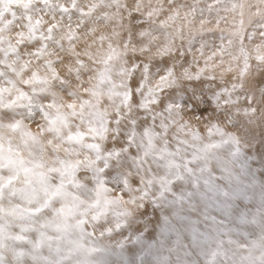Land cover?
I'll use <instances>...</instances> for the list:
<instances>
[{
  "label": "rangeland",
  "instance_id": "374dc122",
  "mask_svg": "<svg viewBox=\"0 0 264 264\" xmlns=\"http://www.w3.org/2000/svg\"><path fill=\"white\" fill-rule=\"evenodd\" d=\"M261 7L0 0V264H264Z\"/></svg>",
  "mask_w": 264,
  "mask_h": 264
},
{
  "label": "bare ground",
  "instance_id": "6f19581e",
  "mask_svg": "<svg viewBox=\"0 0 264 264\" xmlns=\"http://www.w3.org/2000/svg\"><path fill=\"white\" fill-rule=\"evenodd\" d=\"M94 36H95V34H94ZM89 40L93 44V47L90 44V51L91 52L92 51L94 52V48H95L94 47V41H93L92 38H90ZM94 87L95 88H98V83L97 82L94 83ZM101 91L105 92L104 89L101 90ZM113 93L114 94L117 93L115 89H113ZM105 95H107V94L106 93L100 94V89H99L98 94H95V99L91 103V107H90V109L87 112H89L90 114L93 115V113H92V106H95L96 108L100 109V106L97 105V104L99 103L101 96L103 97ZM85 111H86L85 109H82V112H85ZM62 116H64V115H62ZM65 117H67V114L65 115ZM68 117H69L70 120L75 121L74 115H69ZM138 143L141 145V150L146 154V157L153 158V161H155V162H159V161H161L163 159L164 152L162 150L166 151V149H165V147H160L159 139H158L157 142H155V141L151 140L148 137V135H146L144 132H142L138 136ZM213 156L214 155L212 154V158L214 159ZM205 182H207L209 184H215V182L213 180H211V179H208ZM192 193L194 194V191H192ZM178 195L180 196V198L182 199V201H184L186 199L188 201H190V193H185L184 191H180L178 193ZM215 204L220 208L221 211L226 212L227 215L230 216V218L234 219L235 222H237L239 220H244L243 219V216H247L249 218H252L250 215H246V214H244V213H242L240 211H234L233 209H231V207L227 204V202L225 201V199L223 197H221V198H218V197L215 198ZM172 207L174 209H177V207L175 205H173ZM186 228L195 231V230H197V225L196 224L186 225ZM45 249L47 250L48 253L52 252L51 249H48V248H45Z\"/></svg>",
  "mask_w": 264,
  "mask_h": 264
},
{
  "label": "clouds",
  "instance_id": "9594fccd",
  "mask_svg": "<svg viewBox=\"0 0 264 264\" xmlns=\"http://www.w3.org/2000/svg\"><path fill=\"white\" fill-rule=\"evenodd\" d=\"M259 3L261 5H264V0H259ZM253 16L259 15L262 19H264V7L257 8L255 12L251 13ZM260 27H264V24L260 25ZM260 37L262 39L259 40L258 44L255 45H244L242 47H248L249 48V53L253 58L256 57H264V32H261ZM193 57L195 58V53L192 54ZM216 55V53H212V55L208 56L207 59L211 60L212 56ZM115 194L117 195H123L121 192L114 190Z\"/></svg>",
  "mask_w": 264,
  "mask_h": 264
}]
</instances>
